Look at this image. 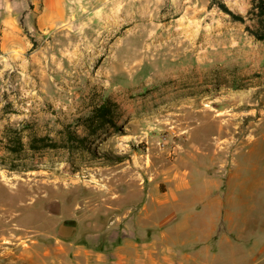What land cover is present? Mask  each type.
Returning <instances> with one entry per match:
<instances>
[{
	"label": "rangeland",
	"instance_id": "rangeland-1",
	"mask_svg": "<svg viewBox=\"0 0 264 264\" xmlns=\"http://www.w3.org/2000/svg\"><path fill=\"white\" fill-rule=\"evenodd\" d=\"M226 2L244 22L218 5L183 16L171 0H130L34 32L24 64L0 47V264H75L57 260L63 247L119 238L122 199L182 192L205 169L202 144L264 131V17ZM107 97L114 125L91 135L84 121ZM36 136L57 147L32 151Z\"/></svg>",
	"mask_w": 264,
	"mask_h": 264
},
{
	"label": "crops",
	"instance_id": "crops-1",
	"mask_svg": "<svg viewBox=\"0 0 264 264\" xmlns=\"http://www.w3.org/2000/svg\"><path fill=\"white\" fill-rule=\"evenodd\" d=\"M128 1L0 0L3 56L18 57L24 64L34 32L70 18L82 22L104 19ZM171 1L175 11L186 10L183 16L190 8L201 10L211 4V0ZM242 1L251 6L250 0ZM261 141L264 131L253 133L241 144H202L200 162L205 169L197 180L186 177L182 192H150L135 206L128 205L132 198L122 199L119 238L110 237L97 251L85 245L63 247L57 260H75V264H264Z\"/></svg>",
	"mask_w": 264,
	"mask_h": 264
},
{
	"label": "trees",
	"instance_id": "trees-1",
	"mask_svg": "<svg viewBox=\"0 0 264 264\" xmlns=\"http://www.w3.org/2000/svg\"><path fill=\"white\" fill-rule=\"evenodd\" d=\"M256 2V1H255ZM253 7L258 8L257 15L261 18L264 17V2L258 1L255 3ZM218 5L222 11L229 14L234 20L244 22L245 18L242 14L234 12L230 9L225 2H221L218 0H211L210 6ZM256 36L260 40H264V32H255ZM116 104L113 100L107 97L101 104L96 106L92 113L85 119L84 125L88 130L89 134L95 135L99 130H102L107 127V125H114V115H115ZM74 136V135H73ZM69 138L70 140H72ZM7 148L13 154H18L24 148L23 138L21 132L19 130H15L14 134H11L9 137L7 136ZM49 138L47 136L43 137H33L30 141L29 148L32 151H39L41 149L47 147H57V144L54 142H47ZM12 141H14V145H12Z\"/></svg>",
	"mask_w": 264,
	"mask_h": 264
},
{
	"label": "built area",
	"instance_id": "built-area-1",
	"mask_svg": "<svg viewBox=\"0 0 264 264\" xmlns=\"http://www.w3.org/2000/svg\"><path fill=\"white\" fill-rule=\"evenodd\" d=\"M239 2H238V6H240V7H243V6H245V2H243L242 0H238ZM258 2V1H263L264 2V0H250V5H251V7H253V5H254V2ZM255 2V3H256ZM256 9H258L257 7H256Z\"/></svg>",
	"mask_w": 264,
	"mask_h": 264
},
{
	"label": "water",
	"instance_id": "water-1",
	"mask_svg": "<svg viewBox=\"0 0 264 264\" xmlns=\"http://www.w3.org/2000/svg\"><path fill=\"white\" fill-rule=\"evenodd\" d=\"M54 206H55V204H54V205H53V204L50 205V210H51L53 213H55V214H60V212H61V211H60V208H59V209H57V208L55 209Z\"/></svg>",
	"mask_w": 264,
	"mask_h": 264
}]
</instances>
